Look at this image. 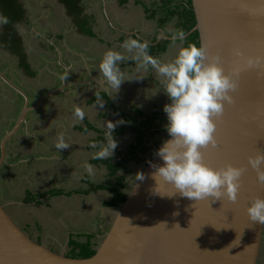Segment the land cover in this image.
<instances>
[{
    "label": "crops",
    "instance_id": "crops-1",
    "mask_svg": "<svg viewBox=\"0 0 264 264\" xmlns=\"http://www.w3.org/2000/svg\"><path fill=\"white\" fill-rule=\"evenodd\" d=\"M19 3L23 19L13 27L5 25L13 38L0 41V72L6 79L0 78V202L36 242L69 257L74 251L76 257H87L112 219L115 192L125 195L127 182L139 171L133 164L148 158L125 156L133 144V130L128 128L132 111L148 119L168 102L162 91L149 95L159 79L151 67L142 73L144 78L124 81L110 96L97 64L107 49L125 52L121 45L127 38L146 40L151 56L171 59L180 42L173 43L170 37L179 29L177 10L184 4L181 0ZM136 63L127 60L120 64L121 70L135 74ZM76 107L84 111L83 120L74 121ZM109 122L116 123L112 132L117 147L108 160L94 159ZM152 125L149 130H156ZM58 137L69 147L55 149ZM125 157L132 163L125 165ZM84 163L93 166L92 178ZM109 185L114 190L108 191ZM256 264H264V224Z\"/></svg>",
    "mask_w": 264,
    "mask_h": 264
},
{
    "label": "water",
    "instance_id": "water-1",
    "mask_svg": "<svg viewBox=\"0 0 264 264\" xmlns=\"http://www.w3.org/2000/svg\"><path fill=\"white\" fill-rule=\"evenodd\" d=\"M191 6L195 25L186 36L197 31L199 45L219 53L227 70L233 46L246 54H264V0H191ZM0 78L6 80L1 73ZM231 94L234 102L215 121L217 146L202 151L211 167H244L236 201L153 194L148 161L161 163L153 153L139 168L145 179L128 185L93 254L84 258L36 242L0 202V264H256L263 224L249 221L245 207L251 197H264V184L257 182L246 157L264 151V74L241 71ZM159 191L172 189L161 183Z\"/></svg>",
    "mask_w": 264,
    "mask_h": 264
},
{
    "label": "clouds",
    "instance_id": "clouds-1",
    "mask_svg": "<svg viewBox=\"0 0 264 264\" xmlns=\"http://www.w3.org/2000/svg\"><path fill=\"white\" fill-rule=\"evenodd\" d=\"M8 22V17L0 14V26ZM170 39L173 43L179 41L180 46L169 60L162 61L151 56L148 53V41L127 38L121 47L131 55L107 49L102 54L97 68L111 96L119 91L124 81L144 78L142 73L151 67L159 79L158 85L149 95L162 91L168 98V102L162 105L166 119L163 127L168 138L163 139L154 152L161 163L148 161L153 169L149 173L154 181L151 189L153 194L168 197L179 194L195 202L209 197L213 200L225 198L234 202L244 167L231 163L211 167L204 162L202 150L216 146L215 121L223 114L225 105L234 102L231 93L238 87L241 71L257 69L264 74V54H246L240 47L233 46L230 55L236 60L226 71L219 53H210L204 45L191 41L185 43L186 33L183 29L175 30ZM127 60L137 62L135 74L125 75L124 70H121L120 64ZM66 76L67 74L62 79ZM73 116L74 121H80L84 119L85 113L76 107ZM116 123L109 122L105 141L94 153V159L108 160L112 156L117 147L112 132ZM53 147L60 150L68 148L69 144L63 137H58ZM246 159L247 165L256 173L257 182L264 184V151L257 149ZM82 167L89 178L94 176L92 165L84 163ZM144 179L143 172L138 171L135 174L134 181ZM161 183L169 185L171 193L161 194ZM129 184L133 185V179ZM135 187L138 185H134ZM245 213L249 221L264 224V197H251L245 207Z\"/></svg>",
    "mask_w": 264,
    "mask_h": 264
},
{
    "label": "trees",
    "instance_id": "trees-1",
    "mask_svg": "<svg viewBox=\"0 0 264 264\" xmlns=\"http://www.w3.org/2000/svg\"><path fill=\"white\" fill-rule=\"evenodd\" d=\"M69 1H71V2L73 1L72 4H74V0H69ZM181 1L183 2L184 6L182 8L183 9L182 11H181V9L178 10V26H179V29H183L185 31V33H187L195 25V16H194L192 6H191V0H181ZM0 14H3V15L8 17L9 22L5 25L10 26L11 23L18 22L21 20V18L23 16V9H22L21 5L18 4L17 0H0ZM12 32L13 31H11L10 33H12ZM186 40H188V42L191 41V42L199 44L197 31H194L191 34H189L188 36H186ZM134 117H136V115H134ZM163 118L165 119V116ZM165 121H166V119H165ZM138 123L140 124L141 122H138ZM123 129H124V127H122V129H118L116 131V133L123 131ZM133 131H136V130H133ZM153 131L154 130L151 131L148 129L145 132L144 131H139V132H144L145 137H146V134H148V136H153L155 134V132H153ZM162 131H165L164 128L162 129ZM141 139L142 138H140V140L137 141L136 146L133 144L131 145V148H130L128 153L129 154L131 153V155H136V152L139 151V153H141L142 155H145L147 153L146 155H148L150 157L155 152V149L159 146L160 141L152 140L149 143H147V141L144 140V138H143L144 144H142ZM142 162L146 163L147 159H145V158L142 159ZM124 197H125L124 194H120V193L115 192L113 199L110 202V205L116 206L118 203H120L124 200ZM83 247H85V246H83ZM91 254H93V251L89 250L85 253V256H88ZM72 256H74V258H75L77 255L73 254Z\"/></svg>",
    "mask_w": 264,
    "mask_h": 264
},
{
    "label": "rangeland",
    "instance_id": "rangeland-1",
    "mask_svg": "<svg viewBox=\"0 0 264 264\" xmlns=\"http://www.w3.org/2000/svg\"><path fill=\"white\" fill-rule=\"evenodd\" d=\"M21 1L22 0H17L18 4H20L19 2H21ZM182 10L183 9H181V11ZM177 14H178V10H177ZM187 42H188V40H186V43ZM132 112H133V115L130 117V120L128 121L129 122L128 123V128H130L131 130H136V131H132V137H133L132 143H133V145L136 146L137 145V141H139L140 138H142L141 142H142V144H144L143 138H144V140L147 141V143H149L152 140H156V141H160L161 142L163 139H165L168 136L167 132L162 131V129L164 128L163 125L166 123L165 119L163 118L165 115L163 114L162 111H160L159 109H154L153 110L154 114H151L148 119H146V117H144V118L141 117V115H140V113L138 111H132ZM134 115H136V117H134ZM138 122H141V123L139 124ZM152 123H153V125H152ZM149 124H151L152 126H154V128H157V129L153 131V132H155V134L153 136H148V134H146V137H145L144 132L149 129ZM139 131H144V132H139ZM129 150H130V148H129ZM124 151L125 150L122 149V152H120V153L123 154ZM125 152H127L125 154V156L128 155V151H125ZM136 154L142 155L141 153H139V151H137ZM145 155H142V156L144 157ZM118 156H119L118 159H120V155H118ZM148 158H149V156H148ZM148 158H146V159H148ZM123 163H125V165H128V164H130L132 162H129L128 158H126L125 161L123 160ZM141 164H144V163L141 162ZM141 164L137 165L136 162H135V164H133V169L135 167H138V168L134 169V170H138ZM123 165L124 164H122V165L118 164V167L121 168V167H123ZM136 173L137 172H135V174ZM135 174L132 175L131 180L132 179L134 180ZM127 183L129 184V182H127ZM107 190L108 191L114 190L113 185L107 186ZM72 238H73V236H70V239H72ZM75 253L76 252L74 251V255H76ZM70 255H73V254H70Z\"/></svg>",
    "mask_w": 264,
    "mask_h": 264
},
{
    "label": "flooded vegetation",
    "instance_id": "flooded-vegetation-1",
    "mask_svg": "<svg viewBox=\"0 0 264 264\" xmlns=\"http://www.w3.org/2000/svg\"><path fill=\"white\" fill-rule=\"evenodd\" d=\"M23 16H24V14H23ZM23 16H22V19H23ZM13 25H14L13 23L10 24V26H12V27H13ZM11 31H12V29L11 30L6 29L5 25L0 26V41L4 40V38L7 40H10L11 38H13L12 34L10 33Z\"/></svg>",
    "mask_w": 264,
    "mask_h": 264
},
{
    "label": "snow or ice",
    "instance_id": "snow-or-ice-1",
    "mask_svg": "<svg viewBox=\"0 0 264 264\" xmlns=\"http://www.w3.org/2000/svg\"><path fill=\"white\" fill-rule=\"evenodd\" d=\"M235 60H236V58L231 56V62L233 63ZM225 70L227 71L226 68H225ZM216 146H217V145H216Z\"/></svg>",
    "mask_w": 264,
    "mask_h": 264
}]
</instances>
